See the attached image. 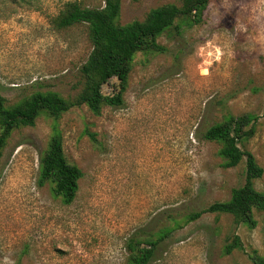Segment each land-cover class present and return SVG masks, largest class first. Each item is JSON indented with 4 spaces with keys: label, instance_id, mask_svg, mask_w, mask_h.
Here are the masks:
<instances>
[{
    "label": "rangeland",
    "instance_id": "obj_1",
    "mask_svg": "<svg viewBox=\"0 0 264 264\" xmlns=\"http://www.w3.org/2000/svg\"><path fill=\"white\" fill-rule=\"evenodd\" d=\"M70 1L102 8L105 0H0V94L6 104L33 92L74 97L92 45L85 24L58 29L52 20ZM179 0H120L116 22L143 20ZM163 52H137L122 106L85 105L16 129L0 157V264H127L125 241L138 228L174 226L150 264H252L264 255V212L256 225L226 213L183 215L230 198L245 164L223 167L220 143L203 134L228 115L248 114L254 134L242 140L264 189V0H210L200 24L164 32ZM111 78L102 92H115ZM80 169L70 203L39 183V159L51 136ZM238 236L241 247L224 252Z\"/></svg>",
    "mask_w": 264,
    "mask_h": 264
},
{
    "label": "trees",
    "instance_id": "obj_2",
    "mask_svg": "<svg viewBox=\"0 0 264 264\" xmlns=\"http://www.w3.org/2000/svg\"><path fill=\"white\" fill-rule=\"evenodd\" d=\"M179 1V5L165 3L152 8L143 20L126 24L116 22L120 0H105L102 8L84 7L77 1L67 2L52 22L58 29L76 24L87 25L92 49L79 69L82 87L69 99L54 91H36L11 105H7L0 94V157L12 132L33 126L42 112L56 119L71 108L82 105L96 115L104 105L122 106L135 54L140 51H165V47L157 41L158 36L172 30L181 34L182 23L200 24L210 0ZM111 78L117 80L115 92L106 95L102 86ZM252 120L246 113L228 115L204 132L206 140L221 144L218 154L223 159V167H235L244 160L245 181L241 186L232 188L228 200L215 201L200 210L184 214L185 223L203 213H226L232 215L236 224L256 225L254 212H264V189H255L254 180L262 175L263 169L251 152L239 146L242 140L254 134ZM81 176L80 169L67 161L61 135L55 132L39 159V183L51 182L54 194L65 203H70L76 195L77 180ZM168 218L174 226H162L156 230L138 228L128 236L125 241L127 264H150L154 260L164 240L175 228L182 226L173 215ZM234 247H241L238 236L224 245V252L230 253ZM249 258L252 264H264V255L254 252Z\"/></svg>",
    "mask_w": 264,
    "mask_h": 264
}]
</instances>
